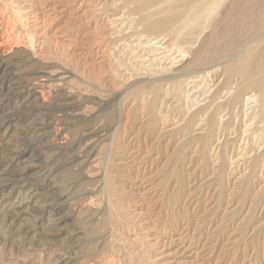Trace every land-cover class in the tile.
Wrapping results in <instances>:
<instances>
[{
	"label": "rangeland",
	"instance_id": "rangeland-1",
	"mask_svg": "<svg viewBox=\"0 0 264 264\" xmlns=\"http://www.w3.org/2000/svg\"><path fill=\"white\" fill-rule=\"evenodd\" d=\"M138 16L125 0H0L16 45L0 70V264H264V93L226 106L234 85L210 65L224 47L152 93L191 48L143 32ZM40 77L46 105L25 95Z\"/></svg>",
	"mask_w": 264,
	"mask_h": 264
},
{
	"label": "bare ground",
	"instance_id": "bare-ground-1",
	"mask_svg": "<svg viewBox=\"0 0 264 264\" xmlns=\"http://www.w3.org/2000/svg\"><path fill=\"white\" fill-rule=\"evenodd\" d=\"M128 4H130L131 6V10L135 13V15L138 13V19H137V23L139 25L142 26L143 32L145 33H150L155 34H162V35H167V36H173L175 37V39L179 42H181L183 45H188L187 47H190L191 50L190 51H186L183 50V52L181 53L182 55H186L184 53V51L186 53L189 54V61L185 62V64H183V66L181 68H177L178 71H176L174 74H165L164 76L159 75L160 77H158L156 80H154L151 83V92L152 93H157L158 89L162 87V85H164L163 83H167V82H175L177 80H180L179 78H181L182 76H185L186 72L183 70L185 67H192V64L198 65L201 64L202 68L205 67L208 63L209 60V53L212 51H218L220 49V52L222 53L223 47L227 49V52L225 51L223 55H221L218 59V61H216L212 65H218V66H223V75L224 78V85L225 87H232V85H234V88L232 89L233 93L232 96L230 97V99L226 102V106L230 107L231 105H235L236 103H238L244 96V93L247 91L248 97H244L246 98V102H248V99L250 98H254L257 94H255V92L258 93H264V0H227V4L220 9L219 11V15L220 17H218L217 19L212 18L210 21H208L209 16H211V14L213 15V11H217L221 5L223 4L222 2H224V0H125ZM28 2V1H27ZM120 3V0H119ZM30 5V4H29ZM33 5V4H32ZM114 6V5H113ZM119 6V5H118ZM122 7V6H121ZM124 8L125 5H124ZM35 12V11H34ZM218 12V11H217ZM123 13V12H122ZM127 14V13H126ZM215 14V13H214ZM123 15V14H122ZM129 15V14H127ZM113 16V15H112ZM131 16V15H130ZM119 17V16H118ZM121 17V16H120ZM217 17V16H216ZM127 18V17H126ZM129 18V17H128ZM131 18V17H130ZM121 19V18H120ZM257 20H261L262 21V25H258V27L255 25ZM36 21V20H35ZM45 21V20H44ZM74 23V22H73ZM72 23V24H73ZM101 23V22H100ZM133 23V22H132ZM99 24V23H98ZM37 25V24H36ZM101 25V24H100ZM28 26V24H27ZM69 27V26H68ZM128 27V26H127ZM28 28V27H27ZM33 28V27H32ZM72 28V27H71ZM98 28V27H97ZM95 28V29H97ZM138 28V27H137ZM205 28H209V32L205 35H203L201 37V41L199 42V44L195 47L192 48L193 43H197L196 38L193 39L192 35L197 34L200 35L202 32H204ZM115 29V28H114ZM124 29V28H123ZM136 29V28H134ZM182 29H187L182 35H180L178 38H176V36L179 35L180 31ZM27 30V29H26ZM45 30V29H44ZM119 30V29H118ZM117 30V31H118ZM128 30V29H127ZM133 30V29H132ZM103 31V30H102ZM121 31V30H120ZM130 31V30H129ZM134 31V30H133ZM138 31V30H137ZM136 31V32H137ZM5 28L2 27V24L0 22V70L3 69L4 67H6L7 65L11 64L10 63V56L11 53L14 52V46H12L11 44H9V41L11 37L9 36H5ZM140 32V31H139ZM183 32V31H182ZM27 33V32H26ZM96 33V32H95ZM133 33V32H132ZM138 34V32H137ZM140 34V33H139ZM124 35V34H123ZM29 36V35H28ZM109 36V35H108ZM144 36V35H142ZM155 36V35H154ZM157 36V35H156ZM155 36V38H156ZM76 37V36H75ZM129 38L131 36H128ZM136 37V36H135ZM148 37V36H147ZM151 37V35L149 36ZM127 38V37H126ZM133 38V37H131ZM141 38V37H138ZM137 38V39H138ZM143 38V37H142ZM152 38V37H151ZM154 38V39H155ZM158 38V37H157ZM115 39V38H114ZM125 39V38H124ZM148 39V38H147ZM169 39V38H168ZM174 39V38H173ZM174 39V40H175ZM139 40V39H138ZM141 40V39H140ZM157 40V39H156ZM75 41V39H74ZM143 41V40H142ZM147 41V40H146ZM155 41V40H154ZM117 42V41H116ZM128 42V41H127ZM145 42V41H143ZM162 42V40H161ZM164 42V41H163ZM45 43V42H44ZM75 43V42H74ZM124 43V42H123ZM129 43V42H128ZM147 44V42H145ZM151 43H154L153 41ZM159 43V42H158ZM18 44V43H17ZM122 44V43H121ZM141 43L139 42V45ZM149 44V43H148ZM163 44V43H162ZM161 44V45H162ZM173 44V43H172ZM19 45V44H18ZM17 45V46H18ZM24 45V44H23ZM29 45V44H28ZM46 45V44H45ZM44 45V46H45ZM71 45V44H70ZM116 45V44H115ZM130 45V44H129ZM156 45V44H155ZM159 45V44H157ZM170 45V44H169ZM32 46V45H31ZM50 46V45H49ZM65 46V45H63ZM153 46V44H152ZM167 47V45H165ZM171 46V45H170ZM173 46V45H172ZM25 47V46H24ZM67 47V46H66ZM222 47V48H221ZM147 48V47H146ZM156 48V47H155ZM163 48V47H162ZM181 48V47H180ZM27 49V48H26ZM47 49V48H46ZM107 49V48H106ZM160 48H158L159 50ZM166 49V48H165ZM20 50V49H19ZM23 50V49H22ZM32 50V47H31ZM45 50V49H44ZM59 50V48H58ZM164 50V49H163ZM179 50V49H177ZM34 51H36L34 49ZM38 51V50H37ZM40 51V49H39ZM48 51V50H45ZM182 51V49H181ZM27 52V51H26ZM42 52V51H41ZM49 52V51H48ZM47 52V53H48ZM71 52V51H70ZM106 52V51H105ZM112 52V51H111ZM162 52V51H161ZM160 52V53H161ZM168 52V51H167ZM171 52V51H170ZM176 52V51H175ZM178 52V51H177ZM23 53V51H22ZM28 53V52H27ZM26 53V54H27ZM37 53V52H35ZM34 53V54H35ZM164 53V51H163ZM33 54V56H34ZM39 54V52H38ZM53 54V53H52ZM56 54V53H55ZM109 54V53H108ZM138 54V53H137ZM141 54V53H140ZM214 54V53H212ZM211 54V55H212ZM42 55V54H41ZM44 56L46 54H43ZM48 55V54H47ZM47 55L45 57V60L48 59ZM70 55V54H69ZM157 55V54H156ZM155 55V56H156ZM169 55V53H168ZM180 55V54H179ZM25 56V55H24ZM36 56V55H35ZM49 56V55H48ZM51 56V55H50ZM55 56V55H54ZM72 56V54H71ZM164 57V55H162ZM165 56H167L165 54ZM180 56V58H181ZM214 56V55H213ZM26 57V56H25ZM162 57V60H163ZM185 57V56H184ZM191 57V58H190ZM215 57V56H214ZM80 58V57H79ZM102 58V57H101ZM153 58V57H152ZM151 58V59H152ZM171 58V57H170ZM173 58V57H172ZM179 58V57H178ZM177 58V59H178ZM32 59V58H31ZM35 59V57H34ZM38 59V57H37ZM40 59V57H39ZM43 59V58H42ZM41 59V61H43ZM55 59H57L55 57ZM109 59V58H107ZM106 59V60H107ZM130 59V58H129ZM149 59V57H148ZM150 59V60H151ZM158 59V58H157ZM160 59V58H159ZM174 59V58H173ZM184 59V58H182ZM212 59V56H211ZM214 59V58H213ZM13 60V59H12ZM60 60V59H59ZM63 60V59H62ZM61 60V61H62ZM146 60V59H145ZM154 60V59H153ZM152 60V61H153ZM165 60V59H164ZM175 60V59H174ZM217 60V59H216ZM66 61V60H65ZM69 61V60H68ZM155 61V60H154ZM183 61V60H181ZM52 62V61H51ZM111 62V61H110ZM122 62V61H120ZM158 62V61H157ZM167 62V60H166ZM36 63V62H35ZM90 63V62H89ZM126 63V62H124ZM123 63V64H124ZM140 63V61H139ZM160 63V62H158ZM169 63V61H168ZM182 63V62H181ZM184 63V62H183ZM65 64V63H64ZM119 64V62H118ZM162 64V63H161ZM106 65V64H105ZM127 65V64H124ZM131 65V64H130ZM130 65L128 67H130ZM170 65V64H169ZM177 65V64H176ZM209 65V64H208ZM207 65V66H208ZM102 66V65H101ZM116 66V63H115ZM121 66V65H120ZM156 66V65H155ZM154 66V67H155ZM98 67V66H97ZM103 67V66H102ZM122 67V66H121ZM153 67V68H154ZM195 67L198 66H194ZM104 68V67H103ZM110 68V67H108ZM143 68V67H142ZM150 68V67H149ZM158 68V66H157ZM160 68V67H159ZM207 69H209L208 67H206ZM211 68V66H210ZM53 69V68H52ZM118 69V68H117ZM128 69V68H127ZM147 69V68H146ZM198 68L195 69V71H197ZM130 70V68H129ZM153 70V69H152ZM186 71H188V69H185ZM192 70V69H191ZM191 70H189L187 73H193L191 72ZM206 70V69H205ZM215 70V69H214ZM98 71V70H97ZM147 71V70H145ZM175 71V70H174ZM183 71V72H182ZM213 71V70H211ZM96 72V71H95ZM100 73V68L99 71ZM167 72V71H166ZM171 72V71H170ZM207 72V71H206ZM98 73V74H99ZM117 73V72H116ZM119 73V72H118ZM153 73V72H152ZM196 73V72H195ZM194 73V74H195ZM203 73V72H202ZM212 73V72H211ZM45 74V73H44ZM97 74V75H98ZM137 74V73H135ZM141 74V72H140ZM199 75H201V72L198 73ZM103 75V74H102ZM115 75V74H114ZM118 75V74H117ZM116 75V76H117ZM130 75V73H129ZM187 75V74H186ZM104 76V75H103ZM113 76V75H112ZM119 77L121 76L120 73L118 75ZM135 76V75H134ZM143 76V75H142ZM140 76V78L142 79L143 77ZM151 76V75H149ZM198 75H196L197 77ZM205 76V75H204ZM207 76V75H206ZM209 76V75H208ZM42 77V76H41ZM40 77V79H41ZM124 78V76H122ZM128 77V76H127ZM146 76H144L145 78ZM156 77V76H155ZM154 77V78H155ZM235 77H237V79H235ZM44 78V77H43ZM122 78V79H123ZM126 78V77H125ZM139 79V81H141V79ZM149 78V77H147ZM151 78V77H150ZM191 76L190 79L191 80ZM202 78V77H201ZM97 79V78H96ZM129 80V78H127ZM203 79V78H202ZM46 79L44 78L41 80H38L37 82L31 83L29 84V89L27 91L26 95V99L29 100V98L34 99H38L40 98L41 104L42 105H46L47 101L45 98L46 97V93L45 92V81ZM126 80V79H125ZM131 80V79H130ZM143 80V79H142ZM36 81V80H35ZM138 81V82H139ZM181 81V80H180ZM187 81V80H186ZM185 81V82H186ZM189 81V80H188ZM193 82V79L191 80ZM223 81V80H222ZM238 81V82H237ZM101 82V81H100ZM131 82V81H130ZM129 82V83H130ZM183 82V81H182ZM125 83V82H124ZM128 83V82H127ZM132 83V82H131ZM179 83V82H178ZM187 83V82H186ZM189 83V82H188ZM174 84V83H173ZM49 85V84H48ZM47 85V86H48ZM114 85V84H113ZM121 85V84H120ZM172 85V84H171ZM101 86V85H100ZM124 86V85H123ZM175 86V85H173ZM179 86V84H178ZM183 86V85H181ZM186 86V85H185ZM27 87V86H25ZM27 87V88H28ZM51 87V86H49ZM120 87V86H119ZM118 87V88H119ZM138 87V85H137ZM172 87V86H171ZM223 87V89L225 88ZM112 88V87H111ZM116 88V87H114ZM126 88V87H125ZM128 88V87H127ZM131 88V87H130ZM164 88V87H162ZM167 88V87H166ZM182 88V87H181ZM180 88V89H181ZM117 89V88H116ZM121 89V88H119ZM135 89V87H134ZM138 89V88H136ZM165 89V88H164ZM163 89V90H164ZM47 90V89H46ZM111 90V89H110ZM114 90V89H113ZM133 90V89H132ZM167 90V89H166ZM164 90V91H166ZM175 90L177 91L178 88H175ZM109 91V90H108ZM115 91V90H114ZM181 91V90H180ZM223 91V90H222ZM221 91V92H222ZM230 91V89H229ZM228 91V92H229ZM252 91H254L252 93ZM48 92V90H47ZM121 92V91H120ZM124 92V91H123ZM224 92V91H223ZM222 92V93H223ZM225 92H226V88H225ZM50 93V92H49ZM168 93V92H167ZM122 94V93H121ZM120 94V95H121ZM142 94V92H141ZM181 94V93H180ZM183 94V93H182ZM227 94V92H226ZM118 95V94H117ZM147 95V94H146ZM149 95V94H148ZM167 95V94H166ZM213 95V94H212ZM229 95V94H228ZM49 96V95H48ZM165 96V95H164ZM246 96V95H245ZM262 96V95H261ZM25 97V96H24ZM45 97V98H44ZM50 97V96H49ZM119 97V96H118ZM122 97V96H121ZM138 97V96H137ZM155 96H153L154 99ZM263 97V96H262ZM209 98V97H208ZM214 98V96H213ZM211 98V99H213ZM226 98V97H225ZM258 98V96H257ZM260 98V97H259ZM122 99V98H121ZM120 99V100H121ZM158 99V98H157ZM228 99V98H227ZM263 99V98H262ZM118 100V99H117ZM131 100V99H130ZM145 100V99H144ZM225 100V99H224ZM245 100V99H244ZM37 101V100H36ZM109 101V99H108ZM143 101V100H141ZM215 101V100H214ZM213 101V102H214ZM38 102V101H37ZM120 101H118L119 103ZM144 102V101H143ZM162 102V101H161ZM212 102V100H211ZM217 102V101H216ZM219 102V101H218ZM217 102V103H218ZM262 102V101H261ZM255 103V102H254ZM259 103V102H258ZM263 103V102H262ZM155 104V102H154ZM222 105V103H220ZM244 104V103H243ZM250 104V103H249ZM261 104V103H260ZM264 104V103H263ZM157 105V104H156ZM219 105V103H218ZM220 105V106H221ZM225 105V104H224ZM140 106L143 107V105L141 104ZM220 106H214L212 108V110L209 112V116L207 118V123L208 126L211 127L210 125L213 124L214 122V118H217V109L220 108ZM249 106V105H248ZM234 107V106H233ZM155 108V107H154ZM243 108V107H242ZM262 105H261V110H262ZM143 109V108H142ZM222 109V108H221ZM235 111V108H233ZM258 109V108H257ZM152 110V109H151ZM154 110V109H153ZM264 110V108H263ZM203 111V110H202ZM227 111V110H226ZM120 112V111H119ZM195 112V111H194ZM193 112V113H194ZM252 112V111H251ZM258 112V111H257ZM121 113V112H120ZM144 113V112H143ZM263 113V111H262ZM260 113V115L262 114ZM264 114V113H263ZM262 114V115H263ZM13 115V114H12ZM200 115V114H199ZM198 115V116H199ZM221 115V114H220ZM261 115V116H262ZM11 116V115H10ZM156 116V115H155ZM197 116V114H196ZM202 116H204L202 114ZM206 116V115H205ZM204 116V117H205ZM5 117V116H4ZM190 116H188L189 118ZM192 117V116H191ZM260 117V116H259ZM6 118V117H5ZM201 118V117H199ZM219 118V117H218ZM18 119V117L16 118ZM259 119V118H258ZM192 120V119H191ZM53 121V120H52ZM186 121V120H185ZM193 121V120H192ZM191 121V123H192ZM196 121V118H195ZM201 121V120H200ZM203 121V120H202ZM218 121V120H216ZM231 121V120H230ZM260 121V120H259ZM3 124V121H1ZM58 122V121H56ZM221 123V121H219ZM10 123V122H9ZM53 123V122H52ZM143 123V122H141ZM190 123V124H191ZM223 123V122H222ZM227 123V122H226ZM261 123V122H259ZM0 124V125H1ZM14 124V123H13ZM216 124V123H215ZM9 125H7L6 127V131L9 129ZM16 125V124H15ZM56 125H58L56 123ZM143 125V124H142ZM51 126V125H50ZM217 126V125H216ZM219 126V125H218ZM12 127V126H11ZM53 127V124H52ZM56 127V126H55ZM185 127V126H184ZM193 128V127H192ZM263 128V127H262ZM260 129V128H259ZM3 131V130H2ZM192 131V130H191ZM203 131V130H202ZM207 131V130H206ZM211 131V130H210ZM118 132V131H117ZM214 132V131H213ZM157 133V132H156ZM192 133V132H191ZM205 134H207L206 132H204ZM190 134V133H189ZM210 134V133H209ZM2 135V134H1ZM117 135V134H116ZM119 136V135H118ZM122 136V135H121ZM201 136V135H200ZM59 137V136H57ZM195 137V136H194ZM52 138V137H50ZM49 138V139H50ZM123 138V137H122ZM210 138L211 135H210ZM114 139V138H113ZM58 140L57 138H52L51 142H54ZM65 140V139H63ZM155 140V139H153ZM205 141V140H204ZM207 141V140H206ZM153 142V141H152ZM166 142V141H165ZM111 141H110V148H111ZM170 144V143H169ZM182 144V143H181ZM57 145V142H56ZM108 146V147H109ZM8 147V146H7ZM107 147V148H108ZM119 147V145H118ZM121 147V146H120ZM152 147V146H151ZM13 148V147H12ZM62 148V147H61ZM15 149V148H13ZM121 149V148H119ZM148 149V148H147ZM168 149V148H167ZM113 150V149H112ZM117 150V149H116ZM162 150V149H161ZM9 151V150H8ZM11 151V150H10ZM16 151V150H14ZM18 151V150H17ZM16 151V154H17ZM155 151V150H154ZM23 152V151H22ZM110 152V150H109ZM119 152V151H118ZM117 152V153H118ZM169 152V151H168ZM178 152V151H177ZM15 153V152H14ZM13 152L10 153L11 154V160L12 159H16V160H20V156L17 157L16 154H14ZM20 153V152H19ZM108 153V152H107ZM125 153V152H124ZM123 153V155H124ZM9 154V155H10ZM111 154V153H110ZM122 154V153H121ZM8 155V154H7ZM105 155H107L105 153ZM151 155V154H150ZM181 155V154H180ZM109 156V155H107ZM106 156V157H107ZM116 156V155H115ZM120 156V155H119ZM179 156V153H178ZM8 157V156H7ZM262 157V156H261ZM24 158V157H23ZM122 158V157H121ZM178 158V157H177ZM255 158V157H254ZM109 159V158H108ZM120 160V159H119ZM255 160V159H254ZM8 161V160H7ZM106 161V158H105ZM10 162V160H9ZM109 162V160H108ZM107 162V163H108ZM121 162V160H120ZM167 162V160H166ZM106 163V164H107ZM117 163V162H116ZM125 163V162H124ZM136 163V162H135ZM104 163L103 166L106 165ZM168 164V163H167ZM170 164V163H169ZM127 165V164H126ZM254 165V164H253ZM7 166V165H6ZM3 167V166H2ZM5 167V166H4ZM139 167V166H138ZM174 167V166H173ZM111 168V167H110ZM145 168V167H144ZM163 168V167H162ZM5 169V168H4ZM3 169V171H4ZM122 169V168H121ZM159 169V168H158ZM116 170V169H115ZM118 170V169H117ZM112 171V170H111ZM167 171V170H166ZM181 171V170H180ZM2 172V170L0 171ZM156 172V171H155ZM157 173V172H156ZM178 173V172H177ZM114 175V174H113ZM111 180V179H110ZM6 183V182H5ZM117 183V182H116ZM2 185V184H1ZM108 186H109V182H108ZM113 186V185H112ZM29 188V187H28ZM10 191V192H9ZM9 194L12 193V188L9 189ZM120 191V189H119ZM123 191V190H122ZM107 192V191H106ZM176 201V200H175ZM120 202V201H119ZM117 203V202H116ZM109 204V203H108ZM115 205V204H114ZM123 205V204H122ZM20 206V205H19ZM23 206V205H22ZM21 206V207H22ZM87 206V205H86ZM120 206V205H119ZM112 207V206H111ZM13 208V207H12ZM43 208V207H42ZM121 208V207H120ZM85 209V208H84ZM89 211V210H88ZM118 211V210H117ZM50 213V212H49ZM48 214V212H47ZM29 216V215H28ZM48 217H50L47 221L51 222V225L53 226H58L61 223V217H55V214H49ZM115 220V219H114ZM62 227V226H61ZM61 227L59 226V228L61 229ZM56 228V227H55ZM58 229V228H57ZM52 233V232H51ZM55 235V234H54ZM60 239V238H59ZM144 243V242H143ZM135 244V243H134ZM28 245V244H27ZM132 245V243L130 244ZM132 247V246H131ZM142 248V246H140ZM147 247V245H146ZM51 248V247H50ZM63 249V248H62ZM148 249V248H147ZM136 250V249H135ZM63 252V251H62ZM133 253V252H132ZM138 253V252H137ZM140 253V251H139ZM150 253V252H149ZM145 254V253H144ZM143 254V255H144ZM147 254V253H146ZM149 255V254H148ZM146 255V256H148ZM137 256V255H136ZM145 256V257H146ZM134 257V256H133ZM132 257V258H133ZM143 257V256H141ZM149 257V256H148ZM138 258V257H137ZM147 259V257H146ZM92 260V259H91ZM143 260V258H142ZM148 260V259H147ZM137 261V260H136ZM135 261V262H136ZM145 261V260H144ZM92 262V261H91ZM89 262V263H91ZM94 262L95 259H94ZM138 262V261H137ZM93 263V262H92ZM91 263V264H92ZM140 263V262H139ZM143 263V262H141ZM147 263V261H146ZM145 263V264H146ZM94 264V263H93Z\"/></svg>",
	"mask_w": 264,
	"mask_h": 264
}]
</instances>
